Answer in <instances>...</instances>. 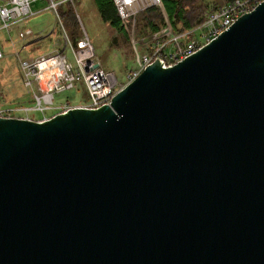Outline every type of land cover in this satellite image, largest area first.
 <instances>
[{"label":"water","instance_id":"obj_1","mask_svg":"<svg viewBox=\"0 0 264 264\" xmlns=\"http://www.w3.org/2000/svg\"><path fill=\"white\" fill-rule=\"evenodd\" d=\"M0 264H264V1L109 104L0 116Z\"/></svg>","mask_w":264,"mask_h":264},{"label":"built area","instance_id":"obj_2","mask_svg":"<svg viewBox=\"0 0 264 264\" xmlns=\"http://www.w3.org/2000/svg\"><path fill=\"white\" fill-rule=\"evenodd\" d=\"M36 1L38 0H0V31H5V41L11 43L12 31L17 25L41 12H33L31 9L32 3ZM44 1L46 6L43 10H51L60 25L63 47L47 55L18 60L21 84L30 106L0 108L2 117H17L13 114L19 112L22 113V118L44 120L73 106L96 108L102 104H109L110 98L118 90L112 86L99 62L96 61L93 46L84 30L75 42H72L65 32L57 9L65 3L71 4L73 0ZM111 1L123 26L137 12L153 6L161 7L160 0ZM262 1L264 0H231L209 11L199 25L189 30L172 34L170 25H167L163 30L152 34L143 45L137 65L127 73L126 83L131 82L154 60L159 59L165 66H169L191 55L225 31L240 15L250 12ZM197 31L199 35L195 37ZM14 34L17 40L22 41L31 37L32 31L15 30ZM2 58L3 51L0 45V59ZM79 83L83 85L88 97L84 105L68 102L55 105V94L73 90ZM30 111L37 112L39 118H31Z\"/></svg>","mask_w":264,"mask_h":264},{"label":"rangeland","instance_id":"obj_3","mask_svg":"<svg viewBox=\"0 0 264 264\" xmlns=\"http://www.w3.org/2000/svg\"><path fill=\"white\" fill-rule=\"evenodd\" d=\"M220 2L219 0H203L202 3L209 11L221 4ZM68 5L71 6L77 22L75 30L77 38L84 30L93 46L96 61L99 62L112 86L116 89L124 86L127 73L137 65L143 45L152 35L139 38L134 30L136 15L142 11L132 15L125 23V27L122 25L126 32V37H124L108 22L101 19L93 0H73ZM45 6L44 0L32 3V11L41 12L17 25L12 31L11 43L5 41V31H0V45L3 51V58L0 59V108L12 109L18 106H30L21 84L19 59L36 58L63 47L60 25L51 10H43ZM65 6V4L59 6L57 12L64 9ZM167 25L169 23L165 19V25L160 30H163ZM63 28L70 38V29L65 28L64 25ZM22 29H30L32 36L22 41L17 40L14 31ZM198 35L199 31L195 32V37ZM87 101L88 97L81 83L76 85L73 90L57 93L54 97L55 105L62 102L84 105ZM29 115L33 119L40 116L35 111H30ZM13 116L22 117L23 115L15 112Z\"/></svg>","mask_w":264,"mask_h":264},{"label":"trees","instance_id":"obj_4","mask_svg":"<svg viewBox=\"0 0 264 264\" xmlns=\"http://www.w3.org/2000/svg\"><path fill=\"white\" fill-rule=\"evenodd\" d=\"M96 8L103 21L116 29L120 34L126 37L120 19L117 15L115 6L111 0H93ZM221 4L216 5L213 9L220 7L231 0H219ZM203 0H160L161 8L153 6L136 15L134 30L139 38L145 37L158 32L163 25L165 19L168 21L172 34L180 31H186L199 25L208 14ZM69 3H65V8L58 11L61 24L65 28L70 29V38L75 42L77 36V22L75 15ZM62 25V26H63Z\"/></svg>","mask_w":264,"mask_h":264}]
</instances>
